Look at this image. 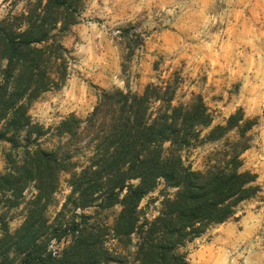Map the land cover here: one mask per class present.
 <instances>
[{
    "label": "trees",
    "instance_id": "trees-1",
    "mask_svg": "<svg viewBox=\"0 0 264 264\" xmlns=\"http://www.w3.org/2000/svg\"><path fill=\"white\" fill-rule=\"evenodd\" d=\"M24 1L21 13L0 19V142L25 149L21 160L5 154L0 207L17 206L31 182L36 193L13 233L0 213V264H186L180 248L228 220L259 190L257 174L241 157L257 117L239 107L201 136L212 113L198 93L176 101L180 77L173 75L141 92L100 90L85 118L70 114L56 126L65 141L44 149L37 140L49 128L33 122L28 109L64 83L68 52L59 37L79 22L87 0ZM230 131L234 137L225 138ZM222 138L204 170L184 163V149ZM61 172L69 174L71 190L49 223L45 210ZM160 182V208L148 218L140 202ZM115 205L120 210L106 224L101 212ZM68 206L73 211L66 218ZM90 207L92 213L76 212ZM63 237L69 240L60 252L48 249L51 239ZM109 238L114 247L107 246Z\"/></svg>",
    "mask_w": 264,
    "mask_h": 264
},
{
    "label": "rangeland",
    "instance_id": "rangeland-1",
    "mask_svg": "<svg viewBox=\"0 0 264 264\" xmlns=\"http://www.w3.org/2000/svg\"><path fill=\"white\" fill-rule=\"evenodd\" d=\"M24 7V0H0V19L21 13ZM59 38L68 52L66 79L60 87L42 92L28 109L33 122L49 128L37 140L44 149L65 141L56 135V126L70 114L85 118L100 90L129 87L141 92L146 83L173 75L180 77L176 101L198 93L212 113L201 136L239 107L245 116L257 117L249 131L250 146L241 157L243 167L257 174L259 190L241 201L228 220L210 226L180 250L187 253L186 264H264V0H87L79 22ZM234 134L230 131L225 138ZM225 138L184 149V163L204 170L209 152ZM24 150V146L11 150L9 142L1 141L0 173L7 152L21 160ZM68 178L67 172L59 175L45 210L49 223L70 193ZM162 188L160 182L140 202L148 218L158 213ZM35 193L31 182L17 206L0 207L10 233L23 222L27 201ZM68 207L66 218L73 211ZM119 210V205L103 210V221L111 225ZM76 212L92 213L93 208ZM68 240L53 238L48 249L60 252ZM115 245L109 238L107 246Z\"/></svg>",
    "mask_w": 264,
    "mask_h": 264
},
{
    "label": "bare ground",
    "instance_id": "bare-ground-1",
    "mask_svg": "<svg viewBox=\"0 0 264 264\" xmlns=\"http://www.w3.org/2000/svg\"><path fill=\"white\" fill-rule=\"evenodd\" d=\"M199 264H207L205 261H201V263H199Z\"/></svg>",
    "mask_w": 264,
    "mask_h": 264
}]
</instances>
